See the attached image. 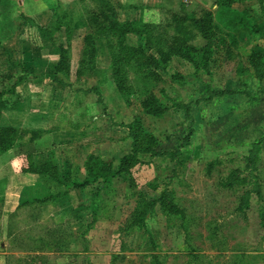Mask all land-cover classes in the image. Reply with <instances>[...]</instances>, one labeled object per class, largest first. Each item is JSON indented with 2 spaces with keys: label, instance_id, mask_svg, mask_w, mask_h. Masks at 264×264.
I'll list each match as a JSON object with an SVG mask.
<instances>
[{
  "label": "rangeland",
  "instance_id": "374dc122",
  "mask_svg": "<svg viewBox=\"0 0 264 264\" xmlns=\"http://www.w3.org/2000/svg\"><path fill=\"white\" fill-rule=\"evenodd\" d=\"M118 1L82 0L81 12H76L77 7L71 16L87 19L92 10L111 7L121 24L129 23L131 29L142 31L122 35L108 30L102 35L89 23L78 30L80 36L93 31L95 45L103 53L97 57L96 51L85 66L79 59L77 62L76 54L69 64L68 75L72 77L82 70L75 86L70 84L66 89L71 100L78 103V111H87L88 104L93 115L95 107L100 113L98 120L81 116L84 123L79 133L62 139L55 150L59 160L71 162L73 174L60 197L71 191L74 207L62 211L53 222H38L35 229L29 225L21 245L13 241V245L3 247L13 260L0 264H156L152 255L159 264H264V228L258 215L264 204V94L260 90L264 78L258 80L248 62L251 51L264 55V0L233 2L232 7L243 11L259 30L255 35L237 33L235 43L231 42V31L219 22L216 0H138L123 6ZM205 11H211L226 39V47L216 49L210 57L208 70L196 69L177 55L162 62L161 51L167 50L174 35L184 34L195 46L205 42L189 22H179L173 15L193 13L200 17ZM110 48L118 57L117 74L130 93L129 103L116 88ZM98 63L102 68H97ZM208 87L237 92L207 100ZM150 94L166 108L160 116L147 114L140 106ZM186 104L191 106L190 117L184 110ZM135 116L156 137L155 151L179 149V156L141 154L142 162L131 168L130 175L114 177L111 183L95 179L83 188L73 187L72 181H81L85 177L81 175L87 174L86 161L91 154L98 156L97 168L107 163L117 168L120 157L130 150L126 124ZM190 127L189 142L182 146ZM260 138L255 168L244 170L246 156ZM48 140H41L40 147L49 149ZM47 157L45 154L41 160ZM235 168L242 169L247 183L223 186ZM255 181L260 195L252 193L245 207L240 197ZM166 188L185 210L187 228L182 219L166 215L158 204L142 227L125 230L137 194L157 198Z\"/></svg>",
  "mask_w": 264,
  "mask_h": 264
},
{
  "label": "crops",
  "instance_id": "0c3cea01",
  "mask_svg": "<svg viewBox=\"0 0 264 264\" xmlns=\"http://www.w3.org/2000/svg\"><path fill=\"white\" fill-rule=\"evenodd\" d=\"M81 2L82 0H0V92L4 93L7 105L2 110L0 125L41 131L40 137L34 141L38 149L33 156L34 165L44 161L41 158L49 154L48 151H53L58 167L63 165L65 168L59 167L58 176H61L60 171H64V177L68 178L69 175L65 172L71 162L68 159L59 160L56 147L62 143V139L79 133V127L84 123V120H80L81 116L89 120L100 118V113L98 114V109L93 104L96 108L95 115L92 114L94 111H88L91 108L88 104L87 111H78V103L71 100L69 89L66 90L70 84L75 86L82 76L75 73L74 77L68 75L70 78L67 79L54 70L59 60L60 46L68 49L70 65L75 60L74 55L77 54V62L80 58L84 41L81 42L79 37L84 38L86 34L80 36L78 30H82L81 25L87 24V19L85 16L79 19L71 16L77 7L80 9L76 12H81ZM118 2L123 6L136 4L138 0L132 3L125 0ZM100 51L102 48L97 49V57ZM100 65L98 63L97 68H102ZM44 138L50 140L49 149L40 147ZM15 149L0 152V262L13 260L12 255L3 251V247L13 245V241L21 245L22 240L28 236L26 232L29 231V225L35 229L38 222H53L62 211L74 207L71 203V191L60 197V193L66 190V185L59 184L47 174L24 170L28 162L24 155L16 154ZM38 157L40 161L37 160ZM81 176L84 177L85 174ZM51 193L58 194L55 200L30 202L33 198ZM61 202L64 207L60 206ZM22 254L21 250V258Z\"/></svg>",
  "mask_w": 264,
  "mask_h": 264
},
{
  "label": "trees",
  "instance_id": "16d2710c",
  "mask_svg": "<svg viewBox=\"0 0 264 264\" xmlns=\"http://www.w3.org/2000/svg\"><path fill=\"white\" fill-rule=\"evenodd\" d=\"M234 1L236 0H216L215 3L218 5L219 8L217 11L219 22H221L225 28L231 31V42L235 43L237 33L245 32L247 34L255 35L259 32V30L255 23H251L250 18L243 11L232 7ZM98 3L103 4L100 1ZM173 19H176L177 21L182 23L189 22L193 26V28L197 29V31L200 33L201 37L205 40V42L201 46H195L189 43L188 37L184 36V34L181 37L179 35H174L175 37L169 43L167 50L161 51V55L163 58L162 62H166L171 58V56L177 55L192 63L196 69L198 67H201L207 71L209 66V60L213 52L216 49L226 47L224 46L226 39L223 35L219 33V27L217 24L214 23L211 11H205L200 17H196L195 15H193V13H188L185 15L174 14ZM87 23H89L91 27L92 25H96V32L102 35L104 34V31L108 30L118 32L122 35L127 32H142L135 27L131 29L129 27V25L131 24L129 23L121 24L120 20L115 17V12L111 7L110 9L108 7L105 9L102 8L100 11L92 10V12L87 17ZM126 25H128V27H126ZM178 27L181 29L183 26L180 23ZM67 39L69 40L70 37H67ZM83 39L84 47L80 54L79 64L85 66L86 61L91 60L90 58L94 54L96 55L97 46L95 45L96 38L94 36L93 31L88 32ZM108 53L111 57L110 64L113 69L116 88L122 94L124 101L126 103H129L130 93L127 87H125L122 83V79L117 74V72L119 71V67L117 65L118 62L116 59L118 57H116L115 52L111 50V48L108 49ZM85 56H87L88 59ZM248 62L253 68L254 76L261 81L264 78L263 53L258 50L251 51L248 57ZM69 64L70 55L68 49L60 46L59 60L54 67L55 72H59L61 73V75L68 77ZM81 74L82 70L77 71V76H80ZM55 77L58 76L56 75ZM260 90L261 93L264 94V85H262ZM207 91V100L212 99L215 96H223L225 94H233L237 92L235 90L231 91L227 89H224L222 91H213L209 87L207 88ZM243 93L247 96H250L247 91H244ZM3 94V92H0V116L2 110L7 107ZM98 94L99 95L97 101L101 103L103 102V100L100 96L99 91ZM140 106L142 107L145 113L153 116H160L166 111V108L159 104L158 100L153 94H150L148 97L142 100L140 102ZM190 107V104L184 105V110L186 111L187 117L191 116ZM126 127L128 129V136L131 139L130 150L128 153L120 157L117 168L114 169L112 167V163H107L102 167V169L99 167L97 168L96 161L98 160V156L91 154L88 156V159L86 161L87 174L81 181H72L71 183H73V187L83 188L95 179H102L105 183H111V180L114 177L130 175L131 168L135 167L138 163L142 162L140 159L141 154H150L152 156L163 155L168 156L172 159H176L179 156V149L165 152L155 151L154 147L156 145V137L145 128L139 116H135L130 123L126 124ZM191 133L192 127H190L188 133L185 135L184 142L181 144L182 146L188 144L189 136ZM41 134L42 132L38 130H22L12 126L0 125V152H5L15 147L16 154L24 155L25 159L28 162L26 168H23L24 170L33 173L47 174L52 179L56 180L59 184L67 185L68 182H66V179H68V176L64 177V171H60L61 176H58L59 167L54 160L53 151H48L49 154H47V159H45L38 165H34L35 163L33 156L34 153L38 151V149H36L34 141L36 138H39ZM261 142L262 138L255 142L251 147L249 154L246 156V164L244 170H248L249 172H252L254 170L255 161L259 159ZM241 170L242 169L239 168L233 169L227 175L223 186H242L247 183L246 177L241 176ZM65 174L69 176L71 175L70 167L67 168ZM62 178H64L65 180H63ZM64 192L65 191L61 192L60 194L63 195ZM252 193H256L258 196L260 195L256 181L254 182V187L246 189V191H244L243 195H241L240 197V199L243 200V204L245 205V207L249 205V196ZM57 196L58 194H46L43 197L33 198L30 202L42 203L52 201L55 200ZM158 204L166 215L182 219L183 226L187 228L185 225V222L187 221V215L185 213V210L180 207V205L177 203L173 191L166 188L160 193L157 198L147 199L141 192L137 194L136 205L131 214L130 224L125 227V230H127L128 228L142 227L145 224L146 216L153 212L155 206ZM258 215L260 218V225L264 228V204L260 206ZM152 257L155 263L159 264L157 259L154 258V255H152Z\"/></svg>",
  "mask_w": 264,
  "mask_h": 264
}]
</instances>
